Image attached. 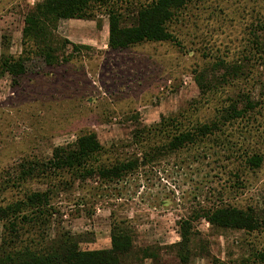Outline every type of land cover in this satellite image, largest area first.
I'll return each instance as SVG.
<instances>
[{"label":"rangeland","instance_id":"obj_1","mask_svg":"<svg viewBox=\"0 0 264 264\" xmlns=\"http://www.w3.org/2000/svg\"><path fill=\"white\" fill-rule=\"evenodd\" d=\"M39 1L0 0V55L25 61L24 73L0 75V206L49 191L55 213L47 240L68 232L81 250L110 248L112 226L122 222L133 240L123 264H261L255 256L264 248V225L252 232L218 228L202 213L227 204L264 218V132L257 136L264 120L259 131L248 126L251 132L232 138L236 147L261 155L256 169L219 147L200 156L192 150L165 155L112 183L73 180L66 172L22 173L87 132L123 157L136 153V132L205 102L197 82L204 70L219 59L244 58L250 26L264 18V0H192L171 20L174 41L119 50L108 46L104 8L90 19H57L47 26L50 62L22 35L25 15ZM106 1L128 26L133 12L153 0ZM251 64L263 79L264 68ZM251 87L250 81L237 82L227 95ZM255 94L264 108V90ZM184 221L190 224L186 241L180 237ZM17 228L25 232V226ZM4 230L0 223V238Z\"/></svg>","mask_w":264,"mask_h":264},{"label":"trees","instance_id":"obj_2","mask_svg":"<svg viewBox=\"0 0 264 264\" xmlns=\"http://www.w3.org/2000/svg\"><path fill=\"white\" fill-rule=\"evenodd\" d=\"M111 2V1H110ZM106 0H41L29 9L24 17L22 31L24 41H33L39 53L47 55L49 30L47 26L57 19H90L101 8L109 16L108 46L119 50L144 41H174L169 25L175 15H179L192 0H153L139 6L133 12V22L128 26L120 23V14L108 9ZM54 25V24H52ZM248 44L244 58L224 61L217 60L213 66L197 77L201 97L190 111L178 115L161 117L158 123L133 135L132 145L137 152L122 156L114 147L107 149L100 144L94 132H87L73 144L57 147L45 162L29 167L22 174L26 178L36 171L66 172L73 180L85 181L97 178L100 181L118 182L134 174L139 167L155 162L161 157L192 150L199 151L219 148L238 157L249 169L259 168L262 157L241 144L236 147L233 137L242 132H251L247 127L259 131V121L264 120V108L257 100L256 90H264L262 73H255L252 62L264 68V18L250 26ZM74 48L77 46L71 44ZM248 64L249 66L245 65ZM251 64V65H250ZM25 71L23 58L0 55V75L4 73L16 77ZM209 72V75L206 73ZM247 72V73H246ZM250 81V90H240L227 95L228 89L237 82ZM208 82L209 84H206ZM249 89V88H248ZM261 93L259 92V95ZM250 130V131H249ZM260 132L259 137L262 136ZM237 148V151L232 148ZM232 150V151H231ZM23 180V179H22ZM49 191H35L23 200L0 206V223L6 234L0 238V264H123L125 256L133 249L131 235L115 223L111 229V246L102 250H81L78 241L68 232H62L57 240H47L46 226L49 217L55 213L50 207ZM202 217L212 226L252 232L264 225L256 211L234 205H216L202 213ZM261 221V222H260ZM20 225L25 232L19 234ZM190 224L184 221L180 237L187 240ZM4 230V231H5ZM5 235V236H4ZM264 264V248L255 256ZM186 264V263H184Z\"/></svg>","mask_w":264,"mask_h":264}]
</instances>
